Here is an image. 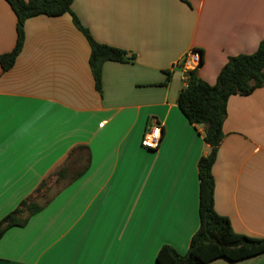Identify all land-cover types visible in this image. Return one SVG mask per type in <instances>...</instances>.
<instances>
[{"label": "crops", "instance_id": "0c3cea01", "mask_svg": "<svg viewBox=\"0 0 264 264\" xmlns=\"http://www.w3.org/2000/svg\"><path fill=\"white\" fill-rule=\"evenodd\" d=\"M186 1L73 0L96 42L135 57L102 65L101 93L70 14L25 21L13 67H0V220L73 147L86 146L90 161L25 226L4 232L0 264H156L163 245L187 252L199 227L197 163L208 146L202 126L177 106V62L200 51L196 74L213 85L228 58L254 53L264 38V0ZM15 25L0 0V55L13 49ZM151 118L163 124L154 151L140 145ZM222 131L214 209L236 234L264 239V86L228 99ZM208 264H264V251Z\"/></svg>", "mask_w": 264, "mask_h": 264}, {"label": "trees", "instance_id": "16d2710c", "mask_svg": "<svg viewBox=\"0 0 264 264\" xmlns=\"http://www.w3.org/2000/svg\"><path fill=\"white\" fill-rule=\"evenodd\" d=\"M16 18V39L13 49L0 55V67L3 71L11 69L21 52L24 40L25 21L31 17L45 15L58 17L70 14L74 26L83 34L90 48L89 68L94 87L101 93V68L107 61L129 63L134 55L127 51L96 42L88 29L83 27L71 11L73 0H4ZM187 3L186 0H180ZM264 86V38L256 51L249 55H237L228 58L219 71L213 85L201 80L196 71L189 73L188 85L182 88L177 97V106L190 124L201 125L203 140L208 152L197 163L199 179V227L191 237L188 250L184 255L178 254L171 246L160 247L156 264H208L217 257L231 260L245 258L264 251V239H253L236 234L226 217L220 216L214 209V179L212 167L216 160L218 148L224 138L222 131L226 117L227 101L231 96H247ZM84 163L78 170L69 174L65 164L76 152ZM85 153V154H84ZM84 155V157H82ZM89 151L84 145H77L69 150L39 182L35 189L25 197L18 206L0 220V237L11 227H23L31 216L41 211L52 198L65 186L79 178L89 166ZM53 176L60 188L45 202L38 203L41 193H45L47 181ZM65 181V182H63ZM43 193V194H44ZM42 194V195H43Z\"/></svg>", "mask_w": 264, "mask_h": 264}, {"label": "built area", "instance_id": "2783aa9c", "mask_svg": "<svg viewBox=\"0 0 264 264\" xmlns=\"http://www.w3.org/2000/svg\"><path fill=\"white\" fill-rule=\"evenodd\" d=\"M201 65V53L198 50H189L177 62V67L182 71L183 88H186L189 80V73L197 71ZM163 133V124L156 118H151L147 123L140 141L142 148L154 151L158 148Z\"/></svg>", "mask_w": 264, "mask_h": 264}, {"label": "rangeland", "instance_id": "374dc122", "mask_svg": "<svg viewBox=\"0 0 264 264\" xmlns=\"http://www.w3.org/2000/svg\"><path fill=\"white\" fill-rule=\"evenodd\" d=\"M82 157H84V155L82 156ZM80 160V159H79ZM84 163L83 162H81V163H78V161H77V158H75V156L71 159V160H69L66 164H65V166L69 169V174H72L73 172H75V171H78L81 167H82V165H83ZM63 182H65V181H63ZM63 184V183H62ZM62 184H58V185H56L55 184V182H54V177L53 176H51L50 178H49V180L47 181V189H46V191H45V193L43 194V193H41V195L39 196V198L37 199V202L38 203H43V202H45V200L48 198V197H50V196H52L59 188H60V186L62 185ZM43 194V195H42Z\"/></svg>", "mask_w": 264, "mask_h": 264}]
</instances>
